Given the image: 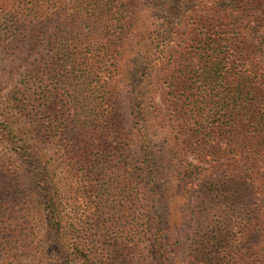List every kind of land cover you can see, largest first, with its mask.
<instances>
[{
    "label": "trees",
    "instance_id": "1",
    "mask_svg": "<svg viewBox=\"0 0 264 264\" xmlns=\"http://www.w3.org/2000/svg\"><path fill=\"white\" fill-rule=\"evenodd\" d=\"M37 209L39 264H264V0H0V264Z\"/></svg>",
    "mask_w": 264,
    "mask_h": 264
},
{
    "label": "rangeland",
    "instance_id": "2",
    "mask_svg": "<svg viewBox=\"0 0 264 264\" xmlns=\"http://www.w3.org/2000/svg\"><path fill=\"white\" fill-rule=\"evenodd\" d=\"M5 169L13 173L15 172L16 167L13 165H7ZM66 199L68 203L66 204L65 207L67 208V212L72 214L74 212L73 206H74L75 199L74 197H72L71 194H68ZM40 215L41 213H39V210L37 209V212L33 216L34 222L31 223L34 253L32 254V256H23V257L17 258L16 261L13 262V264H39V263L49 262L50 254L46 252L43 253L42 249H40V252L38 251V249L40 248V245L38 244H40L43 241V229L45 228V224L43 221H42V226L40 225V222H41Z\"/></svg>",
    "mask_w": 264,
    "mask_h": 264
}]
</instances>
